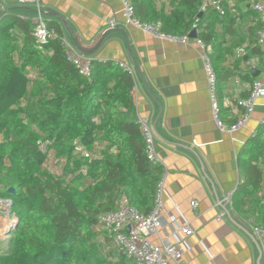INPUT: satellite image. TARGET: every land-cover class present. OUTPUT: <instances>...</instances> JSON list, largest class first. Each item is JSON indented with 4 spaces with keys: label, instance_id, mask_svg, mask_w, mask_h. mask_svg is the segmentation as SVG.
Listing matches in <instances>:
<instances>
[{
    "label": "trees",
    "instance_id": "trees-1",
    "mask_svg": "<svg viewBox=\"0 0 264 264\" xmlns=\"http://www.w3.org/2000/svg\"><path fill=\"white\" fill-rule=\"evenodd\" d=\"M125 1L131 3L136 21L159 26L164 35L187 36L196 25L197 39L208 49L217 75L219 99L234 76L250 86L256 81L240 69L241 62L234 70L223 67L225 38L238 20L229 0H222L224 16L211 8L201 12L204 0ZM1 14L0 199L12 201L11 217L20 223L15 230L11 225L8 237L0 240V264H133L115 248L108 254L114 260H108L96 231L98 217L115 211L123 199L149 215L165 173L147 159L136 124L133 75L119 64L95 60L86 79L67 60L58 26L48 22L59 38L42 51L30 22L11 11ZM246 15L256 16L250 10ZM260 28L258 21L244 61L264 62ZM45 141L51 145L42 152L39 145ZM238 164L242 180L231 207L242 219L258 214L256 225L264 228L259 197L264 124L242 148Z\"/></svg>",
    "mask_w": 264,
    "mask_h": 264
},
{
    "label": "crops",
    "instance_id": "crops-1",
    "mask_svg": "<svg viewBox=\"0 0 264 264\" xmlns=\"http://www.w3.org/2000/svg\"><path fill=\"white\" fill-rule=\"evenodd\" d=\"M253 1L264 4V0ZM252 2L228 1L230 12L238 20L233 33L225 38L228 52L223 67L234 70L241 62L245 74L264 84V62L258 58L244 61L259 21ZM20 7L18 15L12 9L6 12L23 20L34 17L33 7ZM248 10L256 16H247ZM42 11L49 23L61 29L74 52L119 64L134 77L137 116L149 121L157 157L165 171L163 227L152 240L175 243L184 239L189 247L183 257L186 264H264V241L249 227V222L256 224L258 214L248 220L239 218L231 205L223 202L241 183L238 156L264 124V98L257 99L246 128L234 133L220 131L213 120L196 40L189 38L184 44L158 39L128 24L122 0H42ZM109 31L94 54L78 49L77 45L91 50ZM259 46L264 52V44ZM252 70H258L256 77ZM249 87L237 76L225 83L220 98L225 124L236 123L243 114L238 102ZM262 168L264 171V165ZM259 197L264 206V184ZM193 201L198 203L196 211L191 208ZM185 225L193 230L192 236L178 231Z\"/></svg>",
    "mask_w": 264,
    "mask_h": 264
},
{
    "label": "built area",
    "instance_id": "built-area-1",
    "mask_svg": "<svg viewBox=\"0 0 264 264\" xmlns=\"http://www.w3.org/2000/svg\"><path fill=\"white\" fill-rule=\"evenodd\" d=\"M6 1L7 0H0V11L2 13H6V7L3 5ZM15 2L22 7L31 6L34 8V17L25 18L24 20L31 23L32 32L39 45V49L44 51V47L50 42L57 40L59 36L54 29H51L48 26V21L42 11V0H15ZM122 2L124 6V16L128 24L137 27L158 39L178 40L184 44L189 41V35L171 37L162 34L159 31V26L152 27L142 25L133 18L134 10L131 3L125 0H122ZM209 8L215 10L220 16L225 15L222 0H204L201 6V12H205ZM251 8L257 14L258 20L261 24L260 31L258 32V43L259 45H262L264 44V4L260 1H253ZM113 23L114 22H112V25ZM194 30L198 33L196 25L193 26L192 31ZM62 42L67 60L74 66L81 76L90 79L92 76V63L95 60L91 57L74 52L64 38L62 39ZM196 43L200 50V58L204 63L209 90V100L216 127L220 131L230 133L246 128L247 123L253 114L257 99L264 98V84L261 81L256 80L254 84L249 87V97L238 102V106L244 109L243 114L239 117L236 123L232 125L225 124L221 119L217 75L212 67L208 49L202 41L197 39ZM123 69L127 70L126 68ZM236 80L239 82L238 78ZM136 124L140 126L142 131L143 140L146 146L147 159L152 165L162 167V163L157 157L154 134L149 121L137 116ZM50 145L51 142L45 141L39 145V149L42 152H46ZM79 151H81V149H79ZM83 154L85 157L90 156L87 152H83ZM163 193L164 175L158 184L155 205L149 215L144 216L140 214L135 208L129 205L127 200L123 199L115 211L102 214L98 217L96 230L107 232L112 239L113 248H115L119 254L124 255L133 264H186L183 261V257L189 247L184 239L178 238L175 243L166 240H161L160 242L155 243L152 240L159 236L160 230L163 227ZM231 199L232 195H228L224 198L223 202L227 205H231ZM12 205L11 200L0 199V206L6 208V213L4 214L6 220H8V223L5 226L6 231L14 224V221L12 223V221L9 220V217H11ZM191 208L196 211L198 209V203L196 201L191 202ZM249 227L254 235L259 236L264 241V228L257 226L254 222H249ZM178 231H180L185 237L194 234L193 230L188 225L180 227Z\"/></svg>",
    "mask_w": 264,
    "mask_h": 264
},
{
    "label": "rangeland",
    "instance_id": "rangeland-1",
    "mask_svg": "<svg viewBox=\"0 0 264 264\" xmlns=\"http://www.w3.org/2000/svg\"><path fill=\"white\" fill-rule=\"evenodd\" d=\"M3 5L6 7V9H12L14 14L18 15L22 12V9L19 5L16 4L15 0H7L3 3ZM6 208L4 206H0V240H4L8 237V229L6 231L5 226L8 223V220H6L5 214ZM13 223L14 219L12 217H9ZM99 234L98 240L103 245L104 252L106 254V257L108 260H114V255H111L108 257L109 252L113 249L112 242L108 240L106 233L102 230H96ZM116 260V259H115Z\"/></svg>",
    "mask_w": 264,
    "mask_h": 264
},
{
    "label": "water",
    "instance_id": "water-1",
    "mask_svg": "<svg viewBox=\"0 0 264 264\" xmlns=\"http://www.w3.org/2000/svg\"><path fill=\"white\" fill-rule=\"evenodd\" d=\"M4 14H5V13H2L1 15H4ZM202 16H203V14H200L199 18L202 17ZM58 18H59V20H60L62 23H64V21L62 20V18H60L59 16H58ZM109 34H110V31L107 32L106 34H104V35L102 36V38L99 40V42L96 44V46H95L94 48H92L91 50H82V49L80 48V46H78V45H77V47H78V49L80 50V52H82L83 54H86V55L94 54V53H95V52L101 47V45L103 44L104 40L106 39V37H107ZM189 38H190V39H193V40H197V38H198V33H197V31H196V30L192 31V32L189 34ZM257 73H258V70H252V74H253V76L256 77ZM10 192H14V189H10ZM19 223H20L19 221H16V223L13 225L14 230L18 227Z\"/></svg>",
    "mask_w": 264,
    "mask_h": 264
}]
</instances>
